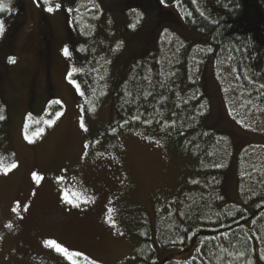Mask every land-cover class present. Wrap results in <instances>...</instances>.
Here are the masks:
<instances>
[{"label":"rangeland","instance_id":"obj_1","mask_svg":"<svg viewBox=\"0 0 264 264\" xmlns=\"http://www.w3.org/2000/svg\"><path fill=\"white\" fill-rule=\"evenodd\" d=\"M60 1L42 8L37 0H21L0 15V160L17 165L7 174L0 170V264H40L35 257L71 264L48 241L88 257H74L78 264H135L138 218L144 210L152 212L155 202L183 201L192 159L140 126L106 132L110 99H90L79 73L84 65L74 74L73 59L86 60L91 67L94 57L100 58L115 81L134 57L163 46L170 33L166 27L186 38L191 34L172 4L166 10L173 25L164 20L157 24L151 14L137 12V0H96V6L93 0ZM96 8V24L86 29L80 18L91 17ZM43 13L51 25L49 62ZM133 15L141 17L137 21ZM119 51L124 52L122 62L128 58L122 74L109 61V53L114 57ZM213 62L214 56L202 79L209 99L208 124L233 141L224 187L238 199L236 158L246 145L264 142L254 129L256 118L264 122V105L245 102L227 57L217 66ZM33 173L42 179L37 182ZM155 246L157 263L164 264L190 259L198 244L186 250Z\"/></svg>","mask_w":264,"mask_h":264},{"label":"trees","instance_id":"obj_2","mask_svg":"<svg viewBox=\"0 0 264 264\" xmlns=\"http://www.w3.org/2000/svg\"><path fill=\"white\" fill-rule=\"evenodd\" d=\"M20 1L0 0L8 6L0 15ZM37 1L45 8L60 0ZM136 4H141L137 12L151 14L157 24L164 20L173 25L175 20L166 10L172 4L180 10L184 23L180 21L191 37L166 27L170 33L164 36L163 46L134 57L128 67V58L122 62L124 52H115L114 57L109 53L116 72L122 74L127 67L115 81L100 58L95 61L94 57L91 67L86 60L73 59L74 74L76 67L84 65L79 73L90 99H110L106 132L112 133L118 126H140L192 159L183 201L155 202L152 212L144 210L138 218L140 240L135 264H158L155 243L161 248L183 250L198 244L190 259H168L164 264L264 263V142L240 149L236 158L239 197L234 199L224 187L234 154L233 141L208 124L209 99L202 84L209 59L214 56L217 66L227 57L245 102L264 105V0H137ZM89 15L93 18H80L86 29L93 23L95 26L99 11L96 8ZM133 17L138 21L141 16ZM48 22L43 13L41 30L47 61L50 47L46 44L51 39ZM223 87L222 83L221 90ZM245 118L241 122L245 123ZM4 119L7 121V114ZM254 122V129L264 137V122L259 124L258 118Z\"/></svg>","mask_w":264,"mask_h":264},{"label":"snow or ice","instance_id":"obj_3","mask_svg":"<svg viewBox=\"0 0 264 264\" xmlns=\"http://www.w3.org/2000/svg\"><path fill=\"white\" fill-rule=\"evenodd\" d=\"M7 7L8 6L6 4H0V11H4L5 9H7ZM56 8H59V5H56ZM47 10L49 12H51L54 9L52 7H48ZM3 31H4L3 21H0V34H2ZM65 51H66V54H67V50H65ZM13 59L14 58H10V61H12ZM81 127H84L83 122L81 123ZM15 167H17V165L14 162L11 163V164L5 165L4 161L3 160H0V170H2L5 174H7V172L11 171ZM33 178L37 182H39L42 179V177H40L36 173H33ZM47 243L49 245H51L53 248H55L57 251H59L62 254H64L66 256V258H68L71 261V264H78V262L75 259H73L74 257H82L83 256V254L82 253H79V252H70L68 249L64 248L62 245L56 243L55 241H48ZM83 259L85 261H87L88 260V257L83 256Z\"/></svg>","mask_w":264,"mask_h":264},{"label":"flooded vegetation","instance_id":"obj_4","mask_svg":"<svg viewBox=\"0 0 264 264\" xmlns=\"http://www.w3.org/2000/svg\"><path fill=\"white\" fill-rule=\"evenodd\" d=\"M35 258L39 260L40 264H50L48 260H46L42 257H35Z\"/></svg>","mask_w":264,"mask_h":264}]
</instances>
